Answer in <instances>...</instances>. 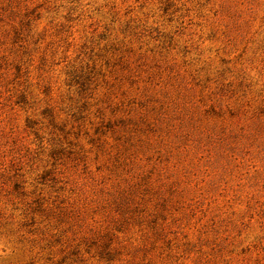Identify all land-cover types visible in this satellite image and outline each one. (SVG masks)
I'll use <instances>...</instances> for the list:
<instances>
[{
    "label": "rangeland",
    "instance_id": "374dc122",
    "mask_svg": "<svg viewBox=\"0 0 264 264\" xmlns=\"http://www.w3.org/2000/svg\"><path fill=\"white\" fill-rule=\"evenodd\" d=\"M0 264H264V0H0Z\"/></svg>",
    "mask_w": 264,
    "mask_h": 264
}]
</instances>
